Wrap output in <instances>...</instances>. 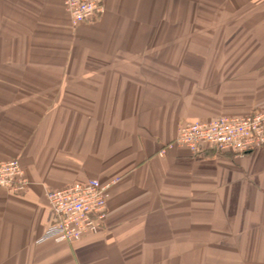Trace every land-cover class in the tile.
<instances>
[{"label": "crops", "instance_id": "1", "mask_svg": "<svg viewBox=\"0 0 264 264\" xmlns=\"http://www.w3.org/2000/svg\"><path fill=\"white\" fill-rule=\"evenodd\" d=\"M0 0V264H264V149L174 144L183 125L264 110V0ZM98 179L104 227L40 243L48 190Z\"/></svg>", "mask_w": 264, "mask_h": 264}, {"label": "built area", "instance_id": "2", "mask_svg": "<svg viewBox=\"0 0 264 264\" xmlns=\"http://www.w3.org/2000/svg\"><path fill=\"white\" fill-rule=\"evenodd\" d=\"M65 5L73 26L91 22L104 12L103 0H65ZM174 144L194 153L213 149L237 156L264 149V110L183 125ZM115 182L104 184L98 179H89L48 190L46 198L52 219L39 242L74 243L100 231L108 217V190ZM29 184L18 158L0 160L1 189L19 195L26 192Z\"/></svg>", "mask_w": 264, "mask_h": 264}, {"label": "rangeland", "instance_id": "3", "mask_svg": "<svg viewBox=\"0 0 264 264\" xmlns=\"http://www.w3.org/2000/svg\"><path fill=\"white\" fill-rule=\"evenodd\" d=\"M103 1H104V0H103ZM64 5H65V0H64ZM65 7H66V5H65ZM66 10H67V7H66ZM104 11H105V4H104ZM67 13H68V10H67ZM103 13H104V12H103ZM103 13H102V14H103ZM102 14H100V15H102ZM68 15H69V13H68ZM100 15H98V17H96L94 20L98 19V18L100 17ZM69 18H70V17H69ZM94 20H92V21H94ZM70 23H71V22H70ZM71 25H72V24H71ZM72 26H73V25H72ZM77 26H79V25H77ZM77 26H73V27H77ZM249 114H250V113H249ZM247 115H248V114H247ZM220 117H221V116H220ZM218 118H219V117H218ZM215 119H217V118H215ZM215 119H213V120H215ZM211 121H212V120H211ZM109 191H110V190H109ZM45 231H46V230H45ZM44 233H45V232H44ZM43 235H44V234H43ZM86 236H87V235H86ZM84 237H85V236H84ZM84 237H83V238H84ZM83 238H82V239H83ZM82 239H81V240H82ZM81 240H80V241H81ZM48 241L55 242V241H53V240H48ZM77 242H79V241H76V242H74V243H77ZM56 243H58V242H56ZM62 243H67V242H62Z\"/></svg>", "mask_w": 264, "mask_h": 264}]
</instances>
